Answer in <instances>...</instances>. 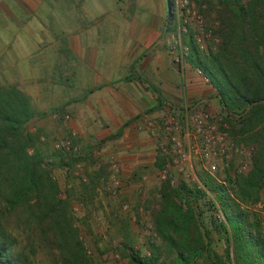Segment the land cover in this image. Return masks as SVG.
Wrapping results in <instances>:
<instances>
[{"label": "trees", "instance_id": "1", "mask_svg": "<svg viewBox=\"0 0 264 264\" xmlns=\"http://www.w3.org/2000/svg\"><path fill=\"white\" fill-rule=\"evenodd\" d=\"M165 1L170 11L173 2ZM215 7L218 47L203 54L188 41L185 63L215 91L228 134L255 151L244 173H226L219 183L207 175L202 179L201 187L212 197L206 210L216 212V218L208 217L210 229L197 214L204 192L184 183L161 185L150 220L171 264H264V223L239 207L264 197V0H215ZM32 117L23 92L0 86V264H30L34 254L15 250L16 240L4 225L11 214L25 216L40 240L50 234L61 264H88L68 218L67 197L58 196L40 155L27 154L34 138L25 126ZM154 162L159 170L156 151ZM219 243L222 256L216 252ZM160 254L158 247L149 258L127 253L131 264H160Z\"/></svg>", "mask_w": 264, "mask_h": 264}, {"label": "rangeland", "instance_id": "2", "mask_svg": "<svg viewBox=\"0 0 264 264\" xmlns=\"http://www.w3.org/2000/svg\"><path fill=\"white\" fill-rule=\"evenodd\" d=\"M117 1L120 9H128L127 20L135 18L130 11L136 7L137 0ZM150 1L156 7V1ZM172 2L171 10L167 9L164 33L161 38L166 43L165 50L168 56V45L179 42L186 46L188 41H192L191 37L195 30L192 24L184 26L176 18L174 1ZM58 3L59 0H0V86L13 85L26 94L31 92L33 86L41 88L51 83L32 78L34 74L26 70L27 64L32 62L35 64L38 56L27 55L26 52L29 50L24 47H14V43L23 46L24 41H37L46 47L47 41L54 33L45 30L43 26L50 24L56 26L57 22L84 26L87 21H90L91 16L84 13L89 11L91 0L71 1L74 14H68L64 18L56 16ZM192 4L195 12L202 18V29L210 35L209 46L216 49L219 38L215 35L217 29L215 0H192ZM93 18L95 20H91L92 23L98 27L102 26L100 21L102 17ZM88 23L91 24V22ZM174 66L178 71L181 70L177 65L174 64ZM56 82L58 86L61 85L64 88L71 83L70 80L54 79L53 85ZM28 99L33 117L27 122L25 130L34 138V143L32 147L27 148V151L31 153L35 151L40 155L43 166L41 167L48 171L51 181L58 188V193H63L67 197L68 218L71 227L75 230L76 239L82 247V255L88 264H131L127 255L130 250L140 258H149L151 251L156 247L161 253L158 262L171 264L172 258L164 251L150 220V214L157 209L160 199L159 190L162 185L156 177L155 156L146 166L147 168L144 167L139 175L133 174L129 182L122 185L121 165L114 154H107L105 143L86 142L87 138L85 139L82 134L75 131V128L72 129L68 125L71 117L68 114H61L60 110L46 112L47 114L44 113L43 116L38 115L36 99L33 100L32 96L30 98L28 96ZM156 112L155 117H160L164 113L160 108ZM52 114H56L57 118L52 119ZM63 115H68V121L63 120ZM47 120L50 121L49 124H52L50 129H45L43 126ZM71 133L74 134L71 138L72 142L78 147L77 155L55 152L51 149L50 144L53 140L68 137ZM110 156L115 158L120 169V188L115 196H111L106 190ZM77 160L82 164V174L87 179L85 184L79 183L72 168ZM194 174L199 187L194 182L185 185L204 192L203 199H200L197 204V214L200 215L203 224L207 225V229H210L208 217H215L216 212L212 210L209 213L206 210L207 202L212 201L211 195L201 187L202 179L206 175L198 169H194ZM230 175L233 176L236 173H230ZM216 178L221 181L224 175H218ZM260 199L264 200L262 194L258 197V200ZM122 204L128 206L126 211L121 210ZM248 204L251 203L240 204V210L249 213L243 208ZM72 205L77 207L76 213L70 210ZM5 219L6 229L16 240L15 250H23V253L33 251L34 254L29 257L30 264H61L58 258L59 249L54 246L50 234H47L45 240H40L32 224L28 223L26 217L21 214H11ZM259 220L264 223L262 219ZM212 237L216 238V235L212 233ZM83 247L89 250L90 255H86ZM216 252L219 256L223 255L221 243Z\"/></svg>", "mask_w": 264, "mask_h": 264}, {"label": "crops", "instance_id": "3", "mask_svg": "<svg viewBox=\"0 0 264 264\" xmlns=\"http://www.w3.org/2000/svg\"><path fill=\"white\" fill-rule=\"evenodd\" d=\"M71 1L59 0L56 16L73 15ZM155 1L156 7L150 0H137L130 11L135 18L129 21L128 9H120L117 0H91L84 13L91 16L86 25L43 26L54 33L46 47L37 41H24L23 46L14 43L29 50L27 55L38 56L35 64H27L32 78L51 82L33 86L25 94L36 99L38 115L60 110L71 117L68 125L86 142L105 143L107 154H114L121 165L122 185L155 156L142 120L155 117L159 108L166 112L185 104L191 113L219 112L215 91L203 83L196 69L185 63L178 71L171 62L161 39L166 1ZM93 17H102V26L92 23ZM54 79L71 83L66 88L58 82L55 86ZM48 120L45 129L52 126Z\"/></svg>", "mask_w": 264, "mask_h": 264}, {"label": "built area", "instance_id": "4", "mask_svg": "<svg viewBox=\"0 0 264 264\" xmlns=\"http://www.w3.org/2000/svg\"><path fill=\"white\" fill-rule=\"evenodd\" d=\"M173 1L176 18L184 26L192 24L195 27L191 40L196 48L204 53L214 51L215 48L208 44L210 35L202 29V18L195 12L192 0ZM168 49L171 61L182 70L188 53L187 46L173 42L168 45ZM196 71L201 75L203 83L209 85L208 80L198 70ZM51 118L56 119L57 115L52 114ZM62 118L66 122L69 117L63 115ZM140 125L153 141L154 149L161 159V168L156 172L157 180L161 184H167L169 188H176L180 183L189 182H194L199 187L194 169H198L218 183L220 182L216 178L218 175L244 173L255 151L253 145H245L239 142V137H231L226 124L221 121L219 112L209 109L191 113L185 104L179 109L167 110L160 117L144 119ZM69 136L53 140L50 144L51 149L55 152L77 155L78 147L71 139L74 134L71 133ZM27 153L30 154L31 151ZM72 168L79 183L85 184L87 179L82 174L80 161H75ZM119 170L115 158L109 157L106 190L111 196H115L120 188ZM58 196L61 199L66 197L63 193H58ZM243 208L264 222L263 200H257ZM127 209L126 204L121 205L122 211ZM70 210L76 213L77 207L72 205ZM83 249L86 255H90L86 247Z\"/></svg>", "mask_w": 264, "mask_h": 264}]
</instances>
